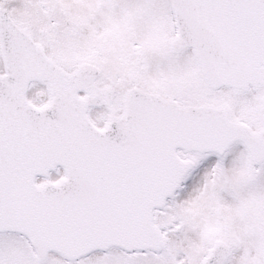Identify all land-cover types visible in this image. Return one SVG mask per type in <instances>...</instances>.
Here are the masks:
<instances>
[{
    "label": "snow or ice",
    "instance_id": "snow-or-ice-1",
    "mask_svg": "<svg viewBox=\"0 0 264 264\" xmlns=\"http://www.w3.org/2000/svg\"><path fill=\"white\" fill-rule=\"evenodd\" d=\"M0 264H264V0H0Z\"/></svg>",
    "mask_w": 264,
    "mask_h": 264
}]
</instances>
